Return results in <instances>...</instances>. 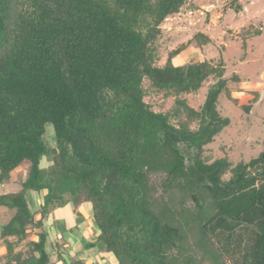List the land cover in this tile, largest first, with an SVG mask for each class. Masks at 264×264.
I'll list each match as a JSON object with an SVG mask.
<instances>
[{
    "label": "trees",
    "instance_id": "16d2710c",
    "mask_svg": "<svg viewBox=\"0 0 264 264\" xmlns=\"http://www.w3.org/2000/svg\"><path fill=\"white\" fill-rule=\"evenodd\" d=\"M191 1L0 0V183L29 167L21 189L0 196L15 211L0 264H86L46 228L52 207L77 202L100 232L85 249L117 264H264V152L237 165L204 157L230 125L217 110L226 66L176 64L184 46L159 65L163 25ZM204 85L197 111L187 97ZM155 94L174 107L154 111Z\"/></svg>",
    "mask_w": 264,
    "mask_h": 264
},
{
    "label": "rangeland",
    "instance_id": "374dc122",
    "mask_svg": "<svg viewBox=\"0 0 264 264\" xmlns=\"http://www.w3.org/2000/svg\"><path fill=\"white\" fill-rule=\"evenodd\" d=\"M255 29H260L261 33L249 38ZM204 36L210 40L208 43L201 40ZM159 41L160 66H165L169 54L182 46L186 49L180 53L176 64L207 59L215 65L226 66L228 86L219 99L217 110L223 118L230 120V125L206 146L204 157H209V161L228 159L235 165L248 164L259 157L264 152V0H192L181 13L166 21ZM208 92V85H204L199 93L187 97L189 105L200 111ZM146 100L154 111L159 112L170 111L175 105L173 99H165L163 95L155 94ZM192 127L197 128L196 125ZM45 141L56 147L51 124L47 126ZM41 166L50 170L53 159L44 158ZM28 168L27 164L23 165L11 174L9 183H0V196L17 193L22 179L28 175ZM43 196L44 193L34 192L33 200L29 197L35 210L43 204ZM78 204L81 205L80 202L75 204V216L80 219L84 214L88 216ZM69 206L72 207L71 204ZM54 209L52 207L50 212ZM14 214L11 208L0 206V232L12 221ZM36 217L38 220L41 218L39 214ZM73 229L71 238H76L75 234L81 236L78 228ZM37 230H30L17 251L26 250L28 242L37 240ZM56 238L52 232L50 239L56 241ZM59 243V250L64 251V243ZM3 245L0 238V253ZM66 258H69L68 254ZM56 260L55 255L53 261Z\"/></svg>",
    "mask_w": 264,
    "mask_h": 264
},
{
    "label": "crops",
    "instance_id": "0c3cea01",
    "mask_svg": "<svg viewBox=\"0 0 264 264\" xmlns=\"http://www.w3.org/2000/svg\"><path fill=\"white\" fill-rule=\"evenodd\" d=\"M80 204L78 206H80V209H84L89 214L88 216L84 214L81 219L75 216L77 208L75 204H71L72 207L69 204L68 206L55 208L48 216L47 231L50 235L52 232L54 235L56 234V241L64 243L63 245L68 248L67 251L70 256H79L86 264H117V259L110 253L101 252L98 248L85 249V244L94 242L100 232L95 226L91 206L85 202ZM73 228H78L81 236L75 234L76 238H71L72 235L70 234H74ZM37 231L40 232V229ZM64 232L67 233L64 235Z\"/></svg>",
    "mask_w": 264,
    "mask_h": 264
}]
</instances>
